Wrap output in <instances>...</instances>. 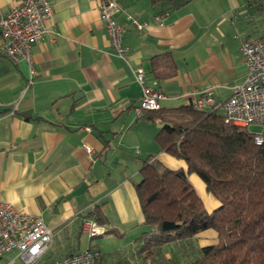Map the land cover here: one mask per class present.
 Segmentation results:
<instances>
[{
	"label": "crops",
	"instance_id": "crops-1",
	"mask_svg": "<svg viewBox=\"0 0 264 264\" xmlns=\"http://www.w3.org/2000/svg\"><path fill=\"white\" fill-rule=\"evenodd\" d=\"M16 1L0 0V15ZM120 2L115 18L124 27V56L112 46L97 0H51L49 32L32 44L37 74L28 87L29 64L6 56L0 36V201L42 215L52 228L42 264L90 246L103 251L99 264L135 263V240L144 228L135 188L142 161L156 156L172 168L184 165L162 153L155 138L162 123L144 117V110L137 114L142 87L135 69L143 67L146 82L165 94L161 107L191 103L208 90L221 102L245 80L243 39L264 30L251 0ZM261 8L258 13L264 3ZM165 52L177 71L158 78L151 59ZM189 179L210 211L218 207L199 175ZM95 204L106 223L87 215ZM85 218L103 231H83ZM215 239L210 231L196 242Z\"/></svg>",
	"mask_w": 264,
	"mask_h": 264
},
{
	"label": "trees",
	"instance_id": "trees-1",
	"mask_svg": "<svg viewBox=\"0 0 264 264\" xmlns=\"http://www.w3.org/2000/svg\"><path fill=\"white\" fill-rule=\"evenodd\" d=\"M151 69L167 78L177 64L165 52L152 57ZM143 116L162 123L156 141L184 165L143 159L135 188L144 228L135 240L134 264H264V142L256 143V132L226 121L216 108L199 110L191 103L145 109ZM190 173L204 181L218 207L207 208ZM87 215L108 221L100 204ZM208 231L216 239L199 245V235Z\"/></svg>",
	"mask_w": 264,
	"mask_h": 264
},
{
	"label": "built area",
	"instance_id": "built-area-1",
	"mask_svg": "<svg viewBox=\"0 0 264 264\" xmlns=\"http://www.w3.org/2000/svg\"><path fill=\"white\" fill-rule=\"evenodd\" d=\"M100 17L105 22L107 33L117 54L124 56L128 46L123 39L124 27L115 18L121 9L120 0H97ZM53 14L51 0H17L10 11L0 15L1 49L12 61H26L30 75L27 87L35 79L37 70L33 61L32 44L49 32V19ZM138 28L141 23L131 15L127 17ZM159 18V16H157ZM241 53L247 69L245 80L232 86L228 98L218 102L212 91L196 96L191 104L199 110L220 107L225 120L238 125H264V30L257 35H249L241 43ZM145 69H135L136 80L142 87L140 103L136 106L138 115L145 109H158L165 94L145 79ZM255 141L264 142V129L255 133ZM84 148L92 151L89 144ZM82 230L90 236L103 230L90 218L82 222ZM54 234L45 218L40 214L17 210L10 202L0 201V260L5 253L15 251V255L4 264H42V257L51 249ZM103 251L96 246L56 258L44 264H99Z\"/></svg>",
	"mask_w": 264,
	"mask_h": 264
},
{
	"label": "rangeland",
	"instance_id": "rangeland-1",
	"mask_svg": "<svg viewBox=\"0 0 264 264\" xmlns=\"http://www.w3.org/2000/svg\"><path fill=\"white\" fill-rule=\"evenodd\" d=\"M251 1L254 3L253 4L254 5L253 6L254 8H252V11L253 12L255 11V17H254L255 23L260 22L261 24H264V11L261 12V13H258L257 12L259 9L260 10H263L261 7H263L264 1L263 0H251ZM256 12H257V14H256ZM252 18H253V16H252ZM218 111L219 112H224V110L222 108H219ZM248 129H250L253 132H260V131H262L264 129V125L263 124H252V125L248 126ZM162 153L163 154H168L170 156L175 157L174 155H172L171 153H168V152H162ZM84 238H86L85 235H84ZM114 238L115 239H113V240H118V239H116L117 237H114ZM102 242L103 241H101V243ZM102 245H103L102 247H104L105 244L103 243ZM14 255H15V251L5 253L4 256L2 257V259L0 260V264H4L7 260H9L10 258H12Z\"/></svg>",
	"mask_w": 264,
	"mask_h": 264
}]
</instances>
